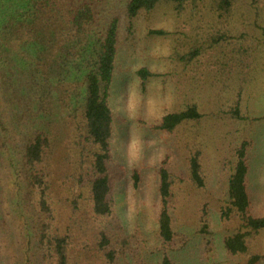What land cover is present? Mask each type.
Returning a JSON list of instances; mask_svg holds the SVG:
<instances>
[{
    "label": "trees",
    "instance_id": "trees-1",
    "mask_svg": "<svg viewBox=\"0 0 264 264\" xmlns=\"http://www.w3.org/2000/svg\"><path fill=\"white\" fill-rule=\"evenodd\" d=\"M200 3L0 0V264H77L75 252H92L101 264H178L174 190L184 180L167 160L156 171L158 211L151 221L157 251L148 246L141 251L137 236L110 223L115 214L111 102L123 41L133 44L145 33V18L161 7L182 22L192 5L201 11ZM233 8V0L214 7L223 15ZM147 34L157 39L170 32L150 27ZM197 58L199 51L181 61ZM135 75L145 92L158 76L147 66ZM241 105L239 94L230 112L238 121L246 119ZM203 118L200 106L191 104L181 112L165 111L153 129L172 135ZM253 145L246 139L234 149L218 217L222 224L237 225L222 241L227 258L264 264V255L252 249L264 231V216L253 213L251 201ZM202 156L198 151L189 160V182L197 190L207 188ZM134 181L138 189L137 171ZM201 218L200 233L209 235L207 207Z\"/></svg>",
    "mask_w": 264,
    "mask_h": 264
},
{
    "label": "rangeland",
    "instance_id": "rangeland-1",
    "mask_svg": "<svg viewBox=\"0 0 264 264\" xmlns=\"http://www.w3.org/2000/svg\"><path fill=\"white\" fill-rule=\"evenodd\" d=\"M199 2L201 11L192 5L194 11L185 14L182 22L175 21L165 7L159 8L145 18V33L136 35L133 44L123 41L111 102L115 214L110 223L118 232L120 227L123 234L137 236L141 251L147 246V251H157L151 221L158 211L156 171L167 160L171 172L184 180L174 190L178 264H247L246 258L224 254L223 238L237 225L220 223L218 215L234 149L249 139L254 143L249 154L253 213L264 216V0H233L229 15L215 12L219 0ZM150 27L170 34L151 38ZM195 51L199 58L193 63L181 61ZM146 66L158 76L145 92L135 71ZM239 94L246 119L238 121L230 112ZM191 104L200 106L201 123L183 125L172 135L153 129L165 111L181 112ZM198 151L203 154L205 190L189 182V160ZM136 171L141 176L138 189ZM205 207L211 222L206 236L200 233ZM252 249L264 255V231ZM82 253L75 252L77 264H101L92 252L91 256Z\"/></svg>",
    "mask_w": 264,
    "mask_h": 264
}]
</instances>
